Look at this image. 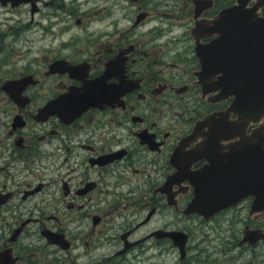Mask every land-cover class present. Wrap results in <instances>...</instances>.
Returning <instances> with one entry per match:
<instances>
[{"label":"flooded vegetation","instance_id":"obj_1","mask_svg":"<svg viewBox=\"0 0 264 264\" xmlns=\"http://www.w3.org/2000/svg\"><path fill=\"white\" fill-rule=\"evenodd\" d=\"M233 4L0 0V251L14 264H264V209L246 195L185 214L187 172L201 177L208 159L191 143L176 157L231 99L197 82L194 37L208 43V18Z\"/></svg>","mask_w":264,"mask_h":264},{"label":"water","instance_id":"obj_2","mask_svg":"<svg viewBox=\"0 0 264 264\" xmlns=\"http://www.w3.org/2000/svg\"><path fill=\"white\" fill-rule=\"evenodd\" d=\"M243 1L208 18V36H212L208 43L194 37L201 63L197 82L214 91L208 100L231 99L199 119L176 148L177 157L184 144H194L192 148L208 159L196 172L201 177L185 169L193 151L182 160L181 170L195 186L185 214L197 211L209 217L246 195L253 197L252 210L264 209V15L260 14L264 0L250 6ZM198 29L199 24L194 31ZM249 126L253 127L248 130ZM46 237L62 242L50 232ZM11 253L10 248L1 250L0 264H14Z\"/></svg>","mask_w":264,"mask_h":264},{"label":"rangeland","instance_id":"obj_3","mask_svg":"<svg viewBox=\"0 0 264 264\" xmlns=\"http://www.w3.org/2000/svg\"><path fill=\"white\" fill-rule=\"evenodd\" d=\"M212 226L211 230L208 231V243L210 242L213 246H211L213 249H217L218 252L222 247L228 248L229 245H225V222L224 218L222 216H219L217 219H213L212 222H209V226ZM4 226L3 220L0 219V228ZM7 226H4V229H6ZM2 239V233L0 232V243ZM210 247V249H211Z\"/></svg>","mask_w":264,"mask_h":264}]
</instances>
